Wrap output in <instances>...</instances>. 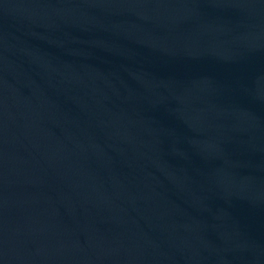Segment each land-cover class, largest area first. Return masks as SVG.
Masks as SVG:
<instances>
[{
	"label": "water",
	"instance_id": "water-1",
	"mask_svg": "<svg viewBox=\"0 0 264 264\" xmlns=\"http://www.w3.org/2000/svg\"><path fill=\"white\" fill-rule=\"evenodd\" d=\"M183 178L264 264V0H57Z\"/></svg>",
	"mask_w": 264,
	"mask_h": 264
}]
</instances>
